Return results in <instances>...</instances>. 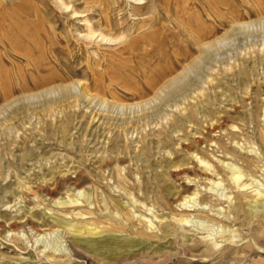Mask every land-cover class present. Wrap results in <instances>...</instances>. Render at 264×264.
Masks as SVG:
<instances>
[{"label": "rangeland", "instance_id": "1", "mask_svg": "<svg viewBox=\"0 0 264 264\" xmlns=\"http://www.w3.org/2000/svg\"><path fill=\"white\" fill-rule=\"evenodd\" d=\"M0 264H264V0H0Z\"/></svg>", "mask_w": 264, "mask_h": 264}, {"label": "bare ground", "instance_id": "2", "mask_svg": "<svg viewBox=\"0 0 264 264\" xmlns=\"http://www.w3.org/2000/svg\"><path fill=\"white\" fill-rule=\"evenodd\" d=\"M109 6V5H108ZM147 8H149V7H147ZM139 15V14H138ZM108 19V18H107ZM147 20V19H146ZM107 21V20H106ZM144 21V20H143ZM191 67V66H190ZM192 68V67H191ZM191 68H190V70H191ZM82 91V90H81ZM82 94V93H81ZM63 95V97L62 98H67V95L66 94H62ZM83 96L85 97V98H88V94H87V92L85 91V89H83ZM194 158V161H195V163H197L198 165H200L201 164V161L199 160H197V157L196 156H194L193 157ZM225 165V164H224ZM225 168H227L232 174V176H231V178H232V180H233V183L234 184H236V186L237 187H239L240 185V182L242 181L241 180V176H240V174H238L237 173V169L236 168H234V167H232V166H228V165H226L225 166ZM214 178V177H213ZM230 178V179H231ZM243 178V177H242ZM215 186H217V185H219V183H213ZM78 192V191H77ZM79 193H81V192H79ZM82 194V193H81ZM79 197V196H78ZM91 202V201H90ZM92 203V202H91ZM102 203H103V205H104V210L106 209V207H107V204L105 203V200H103L102 201ZM114 204H115V206L118 208V209H120L121 210V212L119 213L118 211H116V212H112L111 214H110V217L114 220V221H119V220H121V218H122V216L124 215V216H126V217H128V212H127V209H128V205H126V203H116V202H114ZM187 208V207H186ZM189 208V207H188ZM106 212H107V210H105ZM106 214H109V213H106ZM143 219H145V218H143ZM149 223V222H148ZM150 225V224H149ZM81 235V234H80ZM87 235V234H86ZM91 237H93V236H91ZM111 239H112V237H110ZM113 239H115V238H113ZM85 242V241H84ZM222 243H224V241H222V242H218L217 243V245H222ZM91 244V243H90ZM94 250V249H93ZM98 251H101V250H98ZM66 252V251H65ZM74 252V251H73ZM103 252V251H102ZM101 252V253H102ZM98 254V253H97ZM103 255H105V254H103ZM111 254H109V256H110ZM71 256V255H70ZM108 256V257H109ZM108 257H106V258H108ZM109 259V258H108ZM111 259V258H110ZM112 260H113V258H112Z\"/></svg>", "mask_w": 264, "mask_h": 264}]
</instances>
